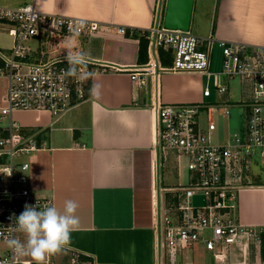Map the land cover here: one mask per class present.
<instances>
[{
	"label": "built area",
	"instance_id": "built-area-1",
	"mask_svg": "<svg viewBox=\"0 0 264 264\" xmlns=\"http://www.w3.org/2000/svg\"><path fill=\"white\" fill-rule=\"evenodd\" d=\"M34 1L0 0V30L12 42L8 49L0 50V76L7 82L5 105L0 108V243L22 233L14 217L25 205L53 206L51 199L35 196L27 187L29 164L23 158L41 147L37 132L21 127L13 114L59 116L84 101L90 78L107 69L83 58L81 63H74L76 55L43 59V41L89 37L101 26L95 21L39 13ZM115 32L127 34L122 27ZM139 32L146 33L148 62L125 71L131 82L145 86L147 77L157 76L158 71L205 78L199 102L159 103L152 108L156 170H163L171 159L178 176L185 172V182L173 186H163L159 174L154 177L152 230L158 264H165L168 258L173 262L179 252L198 242L212 252L217 264H222L232 246L245 250L252 244L260 252L264 227L240 224L237 212L239 191L255 185L264 174V47L214 36L198 37L190 30H168L158 22ZM33 42L36 47L30 45ZM215 48L221 53V63L213 72L211 55ZM159 51L170 56V67H161ZM231 82L238 95L230 92ZM211 83L214 98L209 100ZM229 105L241 109L244 126L222 142L213 143L217 125L212 114L222 108L227 118ZM196 196L203 202L200 207L193 205ZM51 254L41 264H54ZM79 257L73 253L71 264H80ZM0 264L36 261L21 259L9 246L0 254Z\"/></svg>",
	"mask_w": 264,
	"mask_h": 264
},
{
	"label": "crops",
	"instance_id": "crops-1",
	"mask_svg": "<svg viewBox=\"0 0 264 264\" xmlns=\"http://www.w3.org/2000/svg\"><path fill=\"white\" fill-rule=\"evenodd\" d=\"M34 7L43 14L99 23L100 30L92 36L56 38L66 43L56 53L79 54L107 67L88 81L86 99L61 115L13 114L17 124L37 132L41 147L27 161L23 158L29 164L27 187L35 196L51 199L60 211L67 200L78 205L79 224L70 242L50 258L54 264H71L76 253L80 264H158L152 185L159 174L167 186L166 178L176 169L171 159L163 170L155 168L152 108L159 103L199 102L203 77L158 71L139 86L125 72L148 62L147 57L146 63H138L139 40L132 33L161 23L165 0H35ZM117 27L129 34L118 35ZM190 28L198 37L264 47V0H194ZM4 41L0 50L12 44L0 30V42ZM6 87L0 76V108ZM237 215L244 226L264 227V184L239 191ZM8 249V243H0V254ZM19 257L34 262L28 254ZM176 258L165 264H176ZM207 264L217 263L212 258ZM222 264H264V247L260 252L252 244L245 250L229 247Z\"/></svg>",
	"mask_w": 264,
	"mask_h": 264
},
{
	"label": "clouds",
	"instance_id": "clouds-1",
	"mask_svg": "<svg viewBox=\"0 0 264 264\" xmlns=\"http://www.w3.org/2000/svg\"><path fill=\"white\" fill-rule=\"evenodd\" d=\"M74 63H81L82 56L76 55ZM77 203L67 200L63 211L55 206L25 205L24 210L15 216L16 228L25 234L26 243L9 239L8 245L19 255H30L36 264H41L47 254L59 251L70 242L71 232L79 224L75 215ZM134 248V244L130 245Z\"/></svg>",
	"mask_w": 264,
	"mask_h": 264
},
{
	"label": "rangeland",
	"instance_id": "rangeland-1",
	"mask_svg": "<svg viewBox=\"0 0 264 264\" xmlns=\"http://www.w3.org/2000/svg\"><path fill=\"white\" fill-rule=\"evenodd\" d=\"M193 32V30L190 28V32ZM1 45H6L5 41L0 42ZM43 44V54L46 57H55L58 52H62L61 50H64L65 48V42H61L57 40L56 38L53 39H47L42 42ZM33 47H36L34 43L30 44ZM52 51V52H50ZM55 51V52H54ZM57 52V53H56ZM212 65H211V71L216 72L220 69V63H221V53L219 49L215 48L213 49L212 55ZM205 83V78H203V84ZM212 83L210 84L211 89V98H214V90L212 88ZM229 88L231 93H236L238 95V89L234 85L233 82L229 83ZM227 95L221 96V100L225 99ZM207 99H204V101ZM229 116L226 118L223 115L222 108L218 109L216 113L212 114V118L215 120L217 125V130L213 134V143H216L218 140L221 142L226 139V137L229 134L239 132L240 128L244 126V115H242V111L240 108H238L235 105H229L228 107ZM28 157L25 158L27 161ZM255 171H258L256 168ZM185 172H182L179 176L177 173L173 174L171 177H167L165 181V185L167 186H173L176 184H182L185 181ZM256 184H264V174H262L258 181H255ZM193 205L195 207H200L203 205V202L199 196H196L193 199ZM18 239L21 243H26V236L24 233H19L15 235L14 239ZM209 238V236H207ZM212 252H209L205 249L204 245L200 242L195 243L190 249H186L184 251H181L178 253V256L176 258L177 263L176 264H183L187 262H198L200 264H207L212 262ZM53 260V258H52ZM54 261V260H53Z\"/></svg>",
	"mask_w": 264,
	"mask_h": 264
},
{
	"label": "water",
	"instance_id": "water-1",
	"mask_svg": "<svg viewBox=\"0 0 264 264\" xmlns=\"http://www.w3.org/2000/svg\"><path fill=\"white\" fill-rule=\"evenodd\" d=\"M194 0H165L162 27L168 30L188 32Z\"/></svg>",
	"mask_w": 264,
	"mask_h": 264
},
{
	"label": "trees",
	"instance_id": "trees-1",
	"mask_svg": "<svg viewBox=\"0 0 264 264\" xmlns=\"http://www.w3.org/2000/svg\"><path fill=\"white\" fill-rule=\"evenodd\" d=\"M135 33H137V34H135ZM135 33L134 32L132 33L133 36L135 38H138V40H139L138 63L139 64L146 63V61H147L146 33H144L143 35L139 31H136ZM128 34H129V31L127 32L126 35H128ZM159 58H160V61L162 64H167V65L171 64L170 56L168 54L163 53L162 51H159ZM38 143H39V139H38Z\"/></svg>",
	"mask_w": 264,
	"mask_h": 264
}]
</instances>
